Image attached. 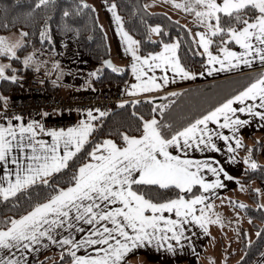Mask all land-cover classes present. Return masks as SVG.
Masks as SVG:
<instances>
[{
	"label": "snow or ice",
	"instance_id": "snow-or-ice-1",
	"mask_svg": "<svg viewBox=\"0 0 264 264\" xmlns=\"http://www.w3.org/2000/svg\"><path fill=\"white\" fill-rule=\"evenodd\" d=\"M171 5L192 16L196 31L166 12H147L150 5L139 0L130 17H138L143 29L129 28L117 0H103L130 60L125 66L131 69L130 81H124L116 105L132 106L135 126L129 121L102 135L115 113L92 105L76 110L75 123L51 126L48 110H41L39 118H26L9 111L10 97L0 92V205L12 213L0 212V264H42L39 253L52 246L59 250V264H127L130 254L148 248L173 261L186 254L198 259L196 238L208 235L210 224L223 222L212 209L217 196H223L220 190L227 188L225 181L241 186L240 177L217 154L229 164L242 163L241 175L258 174L264 182V165L254 155L264 144L257 138L255 145H245L242 132L250 122L264 127V0H171ZM57 6V0H32L23 21L30 23L38 18L37 11L43 13L39 41L52 54L49 13ZM15 7L4 4L0 24L9 26ZM86 11L98 10L88 0H71L62 8L57 26L64 37L61 44L68 33L73 39L80 35L71 20ZM148 16L164 17L181 31L173 37L166 25L148 23ZM153 34L159 38L153 40ZM32 35L23 29L16 39L0 35V55L8 58L0 62L4 85L19 84L20 73L46 64L34 46L32 52L18 54L32 46L31 39H24ZM148 44L159 50H147ZM197 56L198 67L186 62ZM257 62L258 70L244 74V69H256ZM51 63L58 69L51 82L57 84L64 70L58 61ZM125 67L105 57L81 87L92 86L91 79L104 69L121 73ZM221 72L240 74L244 82L227 90L216 82L169 90L177 81ZM45 73L51 75L47 68ZM244 148L241 158L238 152ZM251 191L264 218V203L259 202L264 184ZM233 203L247 213L244 202ZM247 235V230L241 232ZM256 236L264 237V229ZM252 244L248 239L246 247ZM258 255V264H264V251Z\"/></svg>",
	"mask_w": 264,
	"mask_h": 264
},
{
	"label": "trees",
	"instance_id": "trees-1",
	"mask_svg": "<svg viewBox=\"0 0 264 264\" xmlns=\"http://www.w3.org/2000/svg\"><path fill=\"white\" fill-rule=\"evenodd\" d=\"M146 0H139L141 4H144ZM71 0H57V8L54 12H50L49 16L51 17L50 20V30L53 35V39L55 43L52 45L56 49V53L59 55H65L66 57H71L77 61V63L84 65L89 70L97 68L102 59L105 57L110 56V50L109 45L107 42V38L104 35V30L100 29L99 27V21L95 20L96 27H93V18L97 17L95 12H91L90 14L86 13L82 14L80 16L73 17L71 22H73L76 26L80 27V35L77 36L75 39L72 38V33H68V40L66 44H61V41L64 39V37L61 35L60 30L58 29V25L61 23L62 17H61V10L62 8L69 4ZM117 2L120 5V11L121 15L125 17L128 27L129 28H136L139 27L140 29H143V25L139 23V18L136 16L130 17V11L131 7L135 4L136 0H117ZM15 4L16 7L12 10L11 15L8 18V25L7 27L3 26V24H0V34H7L9 32L14 31H20L23 29L26 32L29 33H35V35L24 37L25 40L31 39L32 46L25 47L22 51L18 52L19 55H24L28 52L33 51V46L36 49L41 50H47L49 51L47 46H42L39 41V27L38 25L43 24L44 16L42 12L37 11L36 13V19H33L30 23H24V16L27 13V10L31 7L32 0H0V14L3 12L4 4ZM147 12L151 13H157V12H163V11H153L146 9ZM169 15V14H168ZM189 15V14H188ZM15 16L16 19L14 20L12 17ZM170 16V15H169ZM172 20H176L173 17H171ZM148 23H162L163 25H166L169 32L173 37H176L177 34L181 31V28L178 25H175L173 23H170L168 20H166L164 17L161 16H148L146 17ZM180 25H185L182 22L179 21ZM194 26V25H192ZM190 26V27H192ZM91 37V39L89 38ZM137 39H141L142 37L140 35L136 36ZM159 37L156 35V37L153 40H157ZM147 50H152L155 48L156 50L159 49L157 45L148 44L146 45ZM187 49V45H184L181 49V55L184 56ZM39 51V52H40ZM38 53V52H37ZM192 53L187 52V57H191ZM7 59L6 56L0 55V60ZM199 61V57H195L194 59H188L186 62L193 64L194 67H198V64L196 63ZM13 65L15 67H19L20 65L15 60L12 61ZM127 65V64H126ZM124 65L123 67H125ZM33 69H28L23 73H20V75L25 78L26 75L33 74ZM129 74V67H125L124 72L121 73H115L111 69H104L102 70L100 77H93L90 81L91 85L93 87L97 88H104L109 87L113 85H120L123 84L124 81L127 80ZM248 74V73H246ZM223 81V83H221ZM228 81H234L235 84H229ZM212 82H216L220 84L222 88L227 90L229 87H234L236 84H241L244 81L240 78V75L228 77L225 79L215 80L208 83L188 87V88H196L201 87L203 88L205 85L210 84ZM21 87V83L19 84H7L4 85L2 82H0V92H2L4 95L9 96L16 94L19 92ZM132 106H129L127 108H120L116 107L114 108V115H111L108 124L105 126V132L102 133V135H107V129L111 128L113 130V133L115 132V129L118 125H126L129 121L133 122V126H135V122L133 121L131 113ZM146 109V106H145ZM139 110V109H138ZM249 139L254 140V144H256V136H249ZM261 143L262 140L260 139ZM245 145H247L246 141H243ZM261 148V147H260ZM247 148H244L243 150H240L239 156L241 158L244 157V152H246ZM260 151V150H259ZM259 151L255 152V157L259 153ZM263 165V164H262ZM244 167V166H243ZM240 180L242 182H249L253 180H259L261 181L258 174H249V175H239ZM251 188H248L249 196L253 201H257L255 199L256 194L251 191ZM249 206L247 209V213L243 211V213L246 216L251 215V225L255 229L256 233L260 229H264V218H261V212L256 208V206H253L252 204H246ZM4 206L0 205V212H3ZM4 215H11V212H3ZM243 232V230H241ZM256 233L254 237L251 239L253 241L252 246L246 247L247 245V238L246 236H241L240 233V240H239V247L241 250L240 257L229 263V264H251L255 258L258 256V252L262 251L264 248V237H257ZM47 258V259H45ZM42 258V264H59L60 257L58 259H50V257ZM127 264H131L130 262H127Z\"/></svg>",
	"mask_w": 264,
	"mask_h": 264
},
{
	"label": "crops",
	"instance_id": "crops-1",
	"mask_svg": "<svg viewBox=\"0 0 264 264\" xmlns=\"http://www.w3.org/2000/svg\"><path fill=\"white\" fill-rule=\"evenodd\" d=\"M163 1V2H162ZM88 3L91 5H94L95 8L98 10L96 11V16L98 17V21L100 25H103V30L104 33H106V38L107 42L109 45V50H110V57L112 58L114 64H118L120 67H123L124 65H130V60L129 56L127 53L124 52L123 47L119 44V37L114 34V27L115 25L111 24V13L106 11L105 8L103 7V0H88ZM145 3L149 4V10L153 11H163L168 13L172 17V13L170 10L167 8L168 5L172 7L171 5V0H169L168 3H165V0H155L153 3L152 0H146ZM164 5V6H161ZM184 13V12H183ZM184 15L188 16V14L184 13ZM175 19V18H174ZM194 25V24H192ZM189 25V26H192ZM192 30L196 31V28L192 26ZM10 34H5L4 36H10ZM2 35V34H0ZM19 35H17L18 37ZM16 37V38H17ZM159 50V49H158ZM36 55H39L42 60L46 61L45 65H42L39 69L33 68V75H38L37 76L38 81L40 82L43 80L44 82L41 83L45 89L48 92H60L63 95H69V94H74L76 95L79 91H82L86 89L87 87L82 88L81 85L84 84L89 69L85 67L82 64L77 63V61L71 57H66L65 55H59V54H52L51 52L47 50H41L40 52L36 53ZM58 61L59 62V69L64 70L63 75L60 78V82L57 84H53L51 81L57 79V71L58 69H54L52 67V61ZM4 60H0V62H3ZM47 66V69L50 70L51 75H47L45 73V68ZM259 69V62H257V68L256 69H244V74L250 73L253 71H256ZM240 75L237 73H224L221 72L215 76L208 77L205 79L204 77L197 78L195 80H186V81H177L175 84L171 85L169 90L175 89V88H188L204 83H208L211 81L215 80H220V79H225L228 77ZM131 77V69L129 67V74L128 78L126 81H130ZM91 84V83H90ZM92 87V86H90ZM124 88V83L119 85V89L122 92ZM21 87L20 89V95L25 94ZM19 94H13L9 95L10 100L18 96ZM125 99H129L130 97L125 96ZM59 117V116H58ZM39 118V117H36ZM54 119L57 118V116L53 117ZM75 122L78 119V114L74 115ZM53 120V119H49ZM51 126H56L52 125ZM243 132V139L249 138V136H256L258 135L261 137L262 144H264V127H257L255 122H250L249 126H246L242 129ZM240 151L238 152L239 155ZM259 153L264 154V147H261V150ZM217 158L221 159L224 167H226L229 171H231L234 175L238 176L241 173V169L243 168L242 164L238 165H232L227 162V160L221 156L220 154H217ZM225 183L227 184V187L232 186L235 184L233 181H228L226 180ZM262 186V185H261ZM220 191H224V189H221ZM211 229L209 227V234L208 235H200L198 236L197 242H198V256L202 253V251L205 249V245L208 244L211 240ZM50 257V259H58L60 257L59 255V250L55 247L52 246L49 249L42 250L39 253V259L41 260L42 258L45 257ZM188 260V264H197L196 258H193L191 254H186L184 256H178L175 261L167 255H165L163 252L157 253L153 251L151 248L148 249H139L137 252H133L132 254L129 255L127 262H130L131 264H181L184 261Z\"/></svg>",
	"mask_w": 264,
	"mask_h": 264
},
{
	"label": "rangeland",
	"instance_id": "rangeland-1",
	"mask_svg": "<svg viewBox=\"0 0 264 264\" xmlns=\"http://www.w3.org/2000/svg\"><path fill=\"white\" fill-rule=\"evenodd\" d=\"M167 8L172 13V17L176 20L182 22L183 24H187L188 26L194 24L192 16H185L182 10L174 9L173 7H170V5H168ZM9 33H12L10 34V36L14 35L11 39H16L17 35L20 34V31H14ZM155 37L156 34H153L152 39H154ZM7 59H4V61H6ZM116 66L120 67L118 64H116ZM115 86L119 87V85H113L104 88H97L92 86L87 87L86 89L107 90L110 87ZM17 94L20 95V92H17L16 95ZM257 138H259V140L261 139V137L256 135V139ZM243 141H246L247 145L249 146L255 145V142L252 139L246 138L243 139ZM246 152H244V155L246 154ZM255 158L259 161L260 164L264 165L263 153H258ZM262 184H264V182L259 180H253L249 182L241 181L240 187H238L235 183L232 186L225 188L224 191H221L223 193V196H217V198L214 200L212 211L216 214H219L223 222L222 224L212 223L209 225L211 229L212 238L210 242L205 245V249L202 251V253L198 256L197 264H229L240 257V238L238 237H240L241 230H247V240L252 239L256 231L252 227L251 221H249L248 216H246L238 206H235L233 201H242L245 204H252L253 206H256L257 201H253L250 198L248 188L255 189L257 187H262ZM259 202L264 203V193L260 195ZM237 213H239V215H237ZM262 251H264V248ZM260 259L261 257L258 255L251 264H258V261H260ZM181 264H188V260L184 261Z\"/></svg>",
	"mask_w": 264,
	"mask_h": 264
},
{
	"label": "built area",
	"instance_id": "built-area-1",
	"mask_svg": "<svg viewBox=\"0 0 264 264\" xmlns=\"http://www.w3.org/2000/svg\"><path fill=\"white\" fill-rule=\"evenodd\" d=\"M38 75H26L20 81L21 87L25 89L23 90L25 94L15 96L10 100L9 111L15 109L16 112L23 113L27 118L29 116L39 117L38 113L41 110H48L51 113L46 118L49 125L67 126L70 123H75L74 115L78 114L76 111L78 108L92 105L113 109L117 106L116 101L122 98L118 86L110 87L107 90L86 89L79 91L76 95L48 92L38 81ZM54 109H56L55 112H53ZM55 116L57 118L54 119Z\"/></svg>",
	"mask_w": 264,
	"mask_h": 264
},
{
	"label": "water",
	"instance_id": "water-1",
	"mask_svg": "<svg viewBox=\"0 0 264 264\" xmlns=\"http://www.w3.org/2000/svg\"><path fill=\"white\" fill-rule=\"evenodd\" d=\"M108 58H110L112 60V58L110 56H108ZM113 61V60H112ZM114 63V62H113Z\"/></svg>",
	"mask_w": 264,
	"mask_h": 264
}]
</instances>
